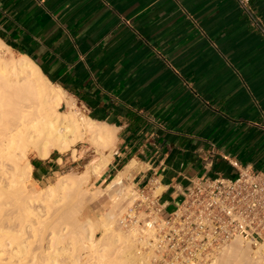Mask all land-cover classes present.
Wrapping results in <instances>:
<instances>
[{"label":"crops","instance_id":"obj_1","mask_svg":"<svg viewBox=\"0 0 264 264\" xmlns=\"http://www.w3.org/2000/svg\"><path fill=\"white\" fill-rule=\"evenodd\" d=\"M249 11L237 0H0V40L116 129L101 177L150 187L167 217L196 179L264 174V0ZM60 160L36 159L33 172Z\"/></svg>","mask_w":264,"mask_h":264},{"label":"bare ground","instance_id":"obj_2","mask_svg":"<svg viewBox=\"0 0 264 264\" xmlns=\"http://www.w3.org/2000/svg\"><path fill=\"white\" fill-rule=\"evenodd\" d=\"M4 49L13 54L0 40V264H153L138 229L124 232L118 222L134 197L122 189L121 174L95 193H106L112 201L99 218L101 239L95 236L97 222L80 216V206L90 198L85 189L89 179L100 177L111 161L116 129L82 114L31 59L6 57ZM64 104L67 112L61 110ZM84 141L94 147L96 159L81 176L71 172L36 194L27 190L33 173L30 152L44 160L53 151L76 154L73 147ZM232 241L210 264L263 263L262 247Z\"/></svg>","mask_w":264,"mask_h":264},{"label":"built area","instance_id":"obj_3","mask_svg":"<svg viewBox=\"0 0 264 264\" xmlns=\"http://www.w3.org/2000/svg\"><path fill=\"white\" fill-rule=\"evenodd\" d=\"M237 1L250 14L251 0ZM254 23L264 35L260 20ZM134 190L136 195L119 223L125 230L138 229L153 264H210L236 238L264 251L262 173L243 168L235 178L196 179L167 217L150 187Z\"/></svg>","mask_w":264,"mask_h":264},{"label":"rangeland","instance_id":"obj_4","mask_svg":"<svg viewBox=\"0 0 264 264\" xmlns=\"http://www.w3.org/2000/svg\"><path fill=\"white\" fill-rule=\"evenodd\" d=\"M3 52H4V55L6 57H11V56L12 57H14V56L15 57H19L18 54H14V53L11 54L6 49H4ZM76 104L80 108L81 113L88 116V114L86 112V109H84V107L78 101H76ZM61 110H62V112H67L68 111L66 104H64L62 106ZM90 144H91L90 142L84 141V142H81V143L77 144L76 146H74L73 149L77 150L76 154H73V150H70V151L65 152V153H59L57 151H53V153H52L50 158H51V160L52 159H56L58 157L62 158V160H60V166H58L57 169H54L48 175H45V176H42V175H40L38 173H34L33 172L32 173V178L30 180H28L27 183H26L27 190L30 191L31 193H34V191H35V194H36L37 191L44 190L48 186L54 184L57 181V179L59 178L60 175H65V174H68V173H71V172H73L74 175H76V176H81L82 172L85 170L87 165L93 163L94 160L96 159L95 149ZM114 150H115V148H114ZM29 159H30L31 162H33V161H35L36 159H39V158H38V155L35 152L32 151V152L29 153ZM106 169H107V167L104 169V171ZM101 176L98 177V178L92 176L91 178H93V179H91V178L89 179L90 182L87 183L85 189L89 191L88 196H87L86 199H88L89 197L90 198L88 200H85L84 201L85 203L82 206H80V210H82V212H81L82 214L80 215L82 217L81 218L82 221H84L87 218H90L91 220H94L95 223L97 222V224H98L97 225L98 228L95 229V236H97L96 237L97 241L99 239H101L102 236H103L102 228L99 227L100 226L99 223L101 221L100 219L103 218L105 213L108 210H110L111 206H112V201H111V199L109 198V196L106 193L101 194L102 196H100V197L96 196V195H99V194H95L96 190H98L100 188L105 189L108 186V184L110 183V181H106L105 178L101 177ZM122 189L127 190L128 193L132 194V197L133 196L135 197L136 192H135L134 186L132 184H127L124 181V184L122 185ZM132 201H133V199L130 200V203L128 201L123 206L124 212L129 207V204L132 203ZM124 212H122V213H124ZM120 218H121V216H120ZM118 224H116V227H117ZM123 231L126 232L128 230L124 229ZM233 242L234 241L228 243L226 245V247L229 246L230 244H232ZM226 247L223 248V251H224V249ZM251 247L254 250H258V248H259V247L258 248L253 247L252 245H251ZM139 248H141L143 250L142 247L139 246ZM94 249H95V247H94ZM94 249L92 248L93 252H94ZM89 251H87V253ZM91 252L92 251H90L88 254H90ZM220 252L216 255V257L212 261H214L216 258L217 259L215 260V262L220 259L221 255H222V252L221 253ZM262 264H264V261H263Z\"/></svg>","mask_w":264,"mask_h":264},{"label":"trees","instance_id":"obj_5","mask_svg":"<svg viewBox=\"0 0 264 264\" xmlns=\"http://www.w3.org/2000/svg\"><path fill=\"white\" fill-rule=\"evenodd\" d=\"M32 164H33L34 166H36V165H37L35 161H33V162H32Z\"/></svg>","mask_w":264,"mask_h":264}]
</instances>
